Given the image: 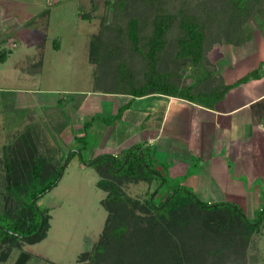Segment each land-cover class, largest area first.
<instances>
[{"label": "trees", "instance_id": "16d2710c", "mask_svg": "<svg viewBox=\"0 0 264 264\" xmlns=\"http://www.w3.org/2000/svg\"><path fill=\"white\" fill-rule=\"evenodd\" d=\"M115 2L114 22L103 24L102 30L92 36L90 49L95 48L94 38L100 39L103 48L97 51L108 54L107 58L100 56V66L109 69L125 89L114 93L130 98L114 114L103 118L104 123L120 119L134 98L148 94L173 96L212 108L230 88L260 76L255 69L225 84L207 55L221 44L238 47L250 41L246 26L255 18L264 41V0ZM107 41L114 43L110 50ZM8 54L9 49L0 48V62ZM110 56L123 62L115 63ZM187 69L200 75L192 77ZM89 126L83 123L84 131ZM91 160L99 174L96 185L104 192L101 205L106 216L98 238L93 242L85 239L78 255L81 264H247L246 250L253 235L264 226V207L250 221L236 204H208L184 185L155 199L165 178L159 168L152 166L155 162L149 145L136 144L117 155L102 154ZM54 181L39 186L30 199L49 190ZM144 182H155L144 199L125 190L127 185ZM4 199L0 213L2 260L11 248L20 249L21 242L34 243L44 238L49 227L47 208L36 209L35 200L15 208L7 204L9 197ZM41 216V229L34 234ZM30 257V253L21 251L14 264H25Z\"/></svg>", "mask_w": 264, "mask_h": 264}, {"label": "rangeland", "instance_id": "374dc122", "mask_svg": "<svg viewBox=\"0 0 264 264\" xmlns=\"http://www.w3.org/2000/svg\"><path fill=\"white\" fill-rule=\"evenodd\" d=\"M115 3V0H0V48L5 47L11 53L5 62H0V213L4 198L9 197L7 204L15 208L28 206L35 200L36 209L47 208L49 215L46 236L34 243L21 242L20 249L11 248L5 260L0 258V264H14L21 251L31 254L25 264H81L78 255L85 239L95 241L103 228L104 192L96 185L99 174L89 156L101 155L112 148L110 143L100 147L94 127L110 116L109 100L121 103L116 108L128 98L114 93L125 89L109 69L100 66L103 61L100 56L108 55L97 51L103 48L100 39L94 38V49H90V40L102 30L103 24L114 22ZM134 4L138 8L136 1ZM246 31L250 33V41L238 47L221 44L207 55L217 71L220 67L230 74L226 75L227 80L243 75L258 60V48H264L258 18L246 26ZM113 44L107 41V49ZM110 57L114 61L115 56ZM129 68L126 66V71ZM256 69L260 71V66ZM187 70L192 77L200 75L198 71ZM247 82L239 83L238 87ZM11 90H30L33 94H16ZM95 99L97 111L102 112L91 115ZM85 122L95 126L85 132ZM37 131L36 145L16 142L15 137L25 133L31 134L32 140ZM24 146L25 152L21 148ZM44 158L43 165L48 164L47 168L42 166ZM53 164L59 165L55 173L51 170ZM152 166L159 168L165 178L155 199L178 185L193 191L191 181H187L192 170L186 177L182 174L171 177L167 165L156 162ZM49 180H55V184L38 198L30 199V194ZM154 186L155 182H144L127 185L125 190L144 199ZM202 186L206 189L208 185ZM255 186L264 191V181ZM260 194H256L253 215L246 212L250 221L264 207ZM201 200L208 204L217 201L203 197ZM2 249L4 246H0V254ZM246 253L247 264H264V226L253 235Z\"/></svg>", "mask_w": 264, "mask_h": 264}, {"label": "crops", "instance_id": "0c3cea01", "mask_svg": "<svg viewBox=\"0 0 264 264\" xmlns=\"http://www.w3.org/2000/svg\"><path fill=\"white\" fill-rule=\"evenodd\" d=\"M258 56V60L251 63L252 66L243 75L259 65L260 76L250 78L243 87L236 85L230 88L212 108L173 96L148 94L134 98L130 106L122 112L120 119L110 124L89 126H95V133L100 137V147L111 144L112 150L102 154L114 156L136 144L149 145L155 164L157 162L159 165H167L171 177L178 174L185 176L189 169L192 170L187 181H191L193 191L199 198L234 203L246 217L248 212L253 215L252 209L257 195L261 193L264 199V191L255 186L260 180L264 181L262 46L258 48ZM229 67L232 68L233 64ZM217 69L225 84L243 76L227 80L226 75L230 74L220 67ZM29 91L11 90L16 94L32 93ZM32 98L30 96L31 100ZM93 102L96 104L90 112L91 115L102 112L101 109L97 111V100ZM117 104L121 103L109 100L107 111L110 115L117 110ZM76 130L81 132V129ZM38 131L34 134L33 141L29 137L31 134L25 133L15 137L16 142L20 140L22 145L29 142L32 147L38 140ZM22 135L25 136L21 138ZM21 148L23 152L26 151V146ZM96 156L98 155L89 156V159ZM43 161L46 162L45 158L41 162L47 168L48 164L43 165ZM58 166H51L52 173H55ZM205 184L208 186L203 189L202 185Z\"/></svg>", "mask_w": 264, "mask_h": 264}, {"label": "water", "instance_id": "95a60500", "mask_svg": "<svg viewBox=\"0 0 264 264\" xmlns=\"http://www.w3.org/2000/svg\"><path fill=\"white\" fill-rule=\"evenodd\" d=\"M64 164H63V166H64ZM42 222H43V217L41 216V220H40L39 226H38V228H37V230H36V232L34 234H36L41 229Z\"/></svg>", "mask_w": 264, "mask_h": 264}]
</instances>
